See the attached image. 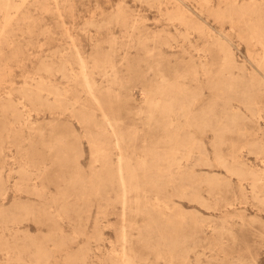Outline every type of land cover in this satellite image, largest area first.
<instances>
[{
	"label": "rangeland",
	"instance_id": "1",
	"mask_svg": "<svg viewBox=\"0 0 264 264\" xmlns=\"http://www.w3.org/2000/svg\"><path fill=\"white\" fill-rule=\"evenodd\" d=\"M220 1L0 0V209L16 207V221H0V264H264V82L252 111L230 103L241 130L225 137L239 144L236 156L217 148L229 170L214 163L208 129L183 116L157 125L145 103L181 87L196 117L220 82L255 74L248 54L258 59L263 47L215 14ZM239 2L264 13V0ZM121 8L125 23L114 19ZM81 67L84 77L71 76ZM174 130L197 145L176 142ZM189 171L181 182L193 199L175 180ZM96 173L97 195L70 184ZM162 220L176 222L186 249L158 252Z\"/></svg>",
	"mask_w": 264,
	"mask_h": 264
},
{
	"label": "bare ground",
	"instance_id": "2",
	"mask_svg": "<svg viewBox=\"0 0 264 264\" xmlns=\"http://www.w3.org/2000/svg\"><path fill=\"white\" fill-rule=\"evenodd\" d=\"M21 1H24V0H21ZM146 1L154 2L156 3V5L158 4L161 5L163 2L166 4L174 2L179 7H181L185 0H146ZM205 1L209 2V0H205ZM239 1L240 0H221L220 2L225 3V7L223 9H219L215 11V14L218 17L225 18L232 25H235L238 23L244 24L248 29L249 39L254 40L255 43L261 44V46L263 47V54L258 59H254L251 54H248V57L251 59L250 64L253 65L255 74H252V76H250L248 81L241 80L240 82H235L232 80H224L220 82L217 86L214 87L216 89L214 100L209 102L204 107L198 109V111L196 112V117L190 114L191 113L190 107L193 103V96L190 95L188 91H185L181 87L175 88L173 86H167V87L158 88L157 90H155V94H154L158 97V99L155 101L152 98L148 97L145 102L148 110L152 114L153 122L157 125H166L167 123H169V119L171 117L183 116L184 125L194 126L198 130L208 129L209 132L212 134L211 146L214 150V153H213L214 163L227 170L229 169L225 165V162L223 161L222 157L219 155V152H217V148L223 144H226V145L229 144L232 157L235 158L236 151L238 148L237 146H239V144L238 143L235 144L234 142H228L225 135L229 133H233V132H239L241 130L240 121L234 118V116H232L235 114H231L232 112L230 111V103L233 100H237L246 109L252 111L253 107L257 104L256 96H257L258 88H260V85H262L264 82V39L262 38V34L264 32V20H263L264 13L260 8L254 6L253 4H248L244 2L240 3ZM178 6H177V9L179 8ZM17 9H18V6H16V10ZM180 12L182 13L183 10ZM124 15H125V11L124 9L121 8L114 15V19L118 23H125ZM184 19L185 18L181 16L182 22L185 23L189 21V20L186 21ZM219 49L222 52L224 64L226 66H236L233 52L224 47H220ZM52 73H54L52 69H47L46 75H50ZM36 74L39 77H43L39 72L35 73V75ZM70 74L73 77L77 75L81 77L85 76V72L83 71L82 67L80 68V71L78 72V74L73 73L72 69L70 71ZM18 105L21 107V110L24 111L27 117L29 114L26 109L25 102L21 100L18 102ZM259 116H260V113H259ZM173 137L177 139L176 142L181 141V143L184 144V146L190 147L191 149L197 145V142L192 137L186 136L182 132V130H174ZM259 154H264V146L262 144L260 146ZM187 156H189V153L187 154ZM64 164L66 163L62 160V158L61 159L59 158L57 161H55V168L56 169L58 168L60 171H62ZM230 171L235 175H241L240 172L238 171H234V170H230ZM184 175L182 174L175 175V180L176 179L178 180V182H176V185L178 186L179 189H182V193L186 195L189 187L186 188V186H182L181 177L183 176L185 177V179H187V181L188 180L190 181V179L193 176H192L191 171H189L188 173ZM259 175L263 177L264 171L261 172ZM130 176L131 175H129L128 177ZM112 177L113 176L109 173L107 179H109L110 181ZM254 178H255V175H254ZM197 179H199L200 181V178H197ZM102 180L103 178L101 177L100 173H96V176L93 182H90V183L84 182L81 178H79L78 176H75L73 180H70V184L77 187V189L81 191L83 194L92 192L95 195H97L99 193L100 188L104 185V182H102ZM60 182H61L60 185L62 186L64 182L63 181H60ZM207 184L210 186L214 185L213 182H207ZM252 188H254V186ZM159 189L160 188L158 186L156 190L159 191ZM5 195H6V191L0 190V198L3 199ZM187 196L193 199L192 198L193 193L190 192L189 194H187ZM22 210L26 213L30 211L29 208H27V206L22 208ZM0 221L1 222L16 221V207L10 208V209L1 208L0 209ZM174 223L176 222L172 223L169 220H162L160 221V224L158 225V231H157L158 252L161 250H164V253L169 254V256H171L170 254H175V253L180 252L181 248H185L184 242H181V240H179L178 229L177 227H174ZM144 236L145 235L141 233L138 239V243L141 244V246L144 244ZM37 254L39 256H43V252H41V250H38ZM122 263L132 264V262L128 263L124 259L122 260Z\"/></svg>",
	"mask_w": 264,
	"mask_h": 264
}]
</instances>
